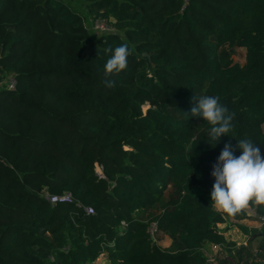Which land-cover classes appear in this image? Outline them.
<instances>
[{
    "label": "trees",
    "instance_id": "1",
    "mask_svg": "<svg viewBox=\"0 0 264 264\" xmlns=\"http://www.w3.org/2000/svg\"><path fill=\"white\" fill-rule=\"evenodd\" d=\"M85 2L114 30L93 34L69 0H0V68L16 79L0 89V264H208L207 243L236 250L220 224L249 233L240 221L264 209L218 211L211 171L229 142L264 155V0ZM121 44L128 69L105 77ZM194 95L234 113L231 137L196 128ZM64 193L73 202L49 201ZM230 256L264 264L250 248Z\"/></svg>",
    "mask_w": 264,
    "mask_h": 264
},
{
    "label": "clouds",
    "instance_id": "2",
    "mask_svg": "<svg viewBox=\"0 0 264 264\" xmlns=\"http://www.w3.org/2000/svg\"><path fill=\"white\" fill-rule=\"evenodd\" d=\"M106 51L112 55L103 66L105 77L119 76L128 69V57L132 53L127 44ZM114 86V80H106L105 87ZM192 100L191 116L202 117L210 126L208 141L219 143L222 136H230L234 127V113L220 103L219 97L194 95ZM236 149L240 150L239 156L235 155ZM211 176L215 180L211 201L218 211L235 217L251 206L264 209V155L261 154L260 145L251 139H239L235 146L226 143L212 165Z\"/></svg>",
    "mask_w": 264,
    "mask_h": 264
},
{
    "label": "rangeland",
    "instance_id": "3",
    "mask_svg": "<svg viewBox=\"0 0 264 264\" xmlns=\"http://www.w3.org/2000/svg\"><path fill=\"white\" fill-rule=\"evenodd\" d=\"M69 3L72 5V7H74L76 10H78L80 13H82L84 15L88 27L91 29V31H92L93 34H96L97 35V33L99 32L97 25L99 24V26H100L102 23L103 24L105 23L104 21L101 20L103 18L94 19V16H92L88 12V10L86 8V2H85V0H69ZM111 21L112 20L107 21L110 26H112L111 25ZM232 57H233L234 62H237V63H239L240 65L243 66L245 64V62H246V48L245 47H239V48H237L236 52L232 55ZM146 108L147 107H144V109H146ZM196 128L199 131H209L210 130V126L207 125L206 121H204V120L198 121L196 123ZM250 211L252 212L253 211V208H251ZM252 213H253V215H251L250 217L257 218V216L254 214V212H252ZM257 219H258L259 222L261 221V219H259V218H257ZM228 225H233V223L232 222H228L227 224H224V226L222 224V225H220V229H222V230L225 229V228H222V227H227L228 228ZM238 235H239V231L234 230L229 235V239H230L229 242H233L237 246L238 245V242L235 241V240H232V239H237L238 238ZM253 235H254V231H253L252 236ZM162 236L163 235H160V237H162ZM162 243H167L168 244L169 243V239L167 237H165L164 239L159 240V244L162 245V246H164ZM209 249H210L209 250V253L208 252L207 253L205 252L206 255H207V257L209 255V257L212 256L214 258L208 260V264H220L221 262H224V264H237V262H238V258L237 257H235V259L223 258L222 255H220L219 253H216L213 249H211V248H209ZM228 249H229L230 252H232L231 253L232 255H235V254L237 255L238 254L237 253V250L238 249L241 250V248H239L238 246H237V249L236 250L235 249H230V248H228ZM98 263L99 264H106L105 259L102 256L98 260Z\"/></svg>",
    "mask_w": 264,
    "mask_h": 264
},
{
    "label": "crops",
    "instance_id": "4",
    "mask_svg": "<svg viewBox=\"0 0 264 264\" xmlns=\"http://www.w3.org/2000/svg\"><path fill=\"white\" fill-rule=\"evenodd\" d=\"M251 210V209H250ZM249 210V217L246 219L241 220L240 222L242 224H244L245 226L248 227L249 229V233L244 232L241 230V228L237 227L236 224L233 222V225H228L227 227H222L225 228L224 233L226 238L229 239V235L234 231L237 230L239 231V235L237 239H232L238 242V247L241 248L242 250H245V248H250L254 254L256 255V257L259 259V261L264 260V225H262V222L258 221L257 218H259V216H257V218L254 217H250L251 215H253L252 212H254V210L251 212ZM255 214V212H254ZM260 219V218H259ZM227 224V223H224ZM223 224V226H224ZM222 225V224H220ZM256 230V231H255ZM254 231V235L252 236ZM165 237H167L169 239V243H162L165 247H169L172 243L171 238H169L168 235H163L161 237V240L164 239ZM212 244L213 243H207L204 246V251L207 253H209V248L212 249ZM240 251V249L237 250V253ZM263 262V261H262Z\"/></svg>",
    "mask_w": 264,
    "mask_h": 264
},
{
    "label": "built area",
    "instance_id": "5",
    "mask_svg": "<svg viewBox=\"0 0 264 264\" xmlns=\"http://www.w3.org/2000/svg\"><path fill=\"white\" fill-rule=\"evenodd\" d=\"M102 21H104L105 23L101 24L99 26V24L97 25L98 30L101 32L104 31H110L113 30L114 27L110 26L107 22L106 19H101ZM0 56H1V48H0ZM16 85V79L14 77V75H4V73L1 71L0 68V89H13ZM97 173L99 176L103 177V166L98 165L97 167ZM49 201L52 204H57L60 202H73V197L70 193H64L62 195H52L49 196ZM86 210L88 213H93V209L91 207H86ZM259 218L261 219L262 225H264V216H259ZM123 224L125 225V222H123ZM148 231L151 235V237L154 240H157L160 234V230L158 227V223L155 221L153 223H151V225L148 228ZM212 249L216 252L219 253L220 255L223 256V258H229V259H234L233 257H231L230 255L231 252L229 251V249L219 245V244H212ZM212 255V254H211ZM214 257L208 255V260L213 259Z\"/></svg>",
    "mask_w": 264,
    "mask_h": 264
},
{
    "label": "water",
    "instance_id": "6",
    "mask_svg": "<svg viewBox=\"0 0 264 264\" xmlns=\"http://www.w3.org/2000/svg\"><path fill=\"white\" fill-rule=\"evenodd\" d=\"M146 54V53H145Z\"/></svg>",
    "mask_w": 264,
    "mask_h": 264
}]
</instances>
